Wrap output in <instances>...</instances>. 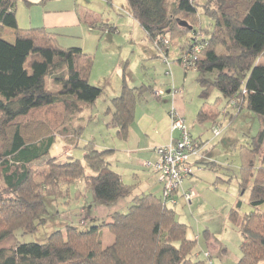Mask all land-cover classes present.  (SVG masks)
I'll list each match as a JSON object with an SVG mask.
<instances>
[{"label": "trees", "instance_id": "trees-1", "mask_svg": "<svg viewBox=\"0 0 264 264\" xmlns=\"http://www.w3.org/2000/svg\"><path fill=\"white\" fill-rule=\"evenodd\" d=\"M17 3L0 0V264H205L200 253L194 258L197 240L187 236V225L178 220L176 205L164 200L163 187L160 196H133L128 212L113 213L110 222L87 230L67 225L66 233L57 230L43 243L19 241L16 231L34 232L46 221V198H61L75 181H85L98 203L129 197L133 187L107 160L113 149L99 150L87 144L86 165L73 158L59 163L51 156L55 133L50 120L59 117L60 108L66 115L81 112L102 94L99 86L90 83L95 57L81 47L61 46L45 28H20ZM127 3L130 14L158 47L163 41L158 37L170 36L172 41L194 33L178 62L182 65V57L189 53L195 58L192 69L198 73L203 100L217 89L233 104L236 115L246 107L258 116L261 128L254 137L255 150L261 152L264 163V0ZM199 11L210 20L202 37L198 36L201 30H194L198 24L201 28ZM99 22L91 20L89 26L102 32L116 29L106 23L97 26ZM7 28L14 30V42L3 38ZM192 69L186 66L185 73ZM139 89L129 86L124 70L121 94L112 99L111 111L112 125L126 140L135 119L137 92H148L147 87ZM216 116L212 107L204 104L197 118L202 122ZM36 164L48 169L37 173ZM201 164L215 166L214 162ZM247 184V179L241 182V192ZM250 204L252 211L240 216L238 201L231 214L242 234L237 264H264V168L252 183ZM104 230L113 234L108 245L101 238Z\"/></svg>", "mask_w": 264, "mask_h": 264}, {"label": "rangeland", "instance_id": "rangeland-1", "mask_svg": "<svg viewBox=\"0 0 264 264\" xmlns=\"http://www.w3.org/2000/svg\"><path fill=\"white\" fill-rule=\"evenodd\" d=\"M63 2L67 4L70 0ZM81 3L98 15L100 22L97 26L106 23L116 29L106 32L96 29L94 36L99 37V48L93 40L87 41L88 52L97 57L90 83L99 85L102 94L94 104H85L81 112L66 115L63 108H60L59 117L50 120L55 133V143L50 154L59 163L73 158L86 165L84 147L87 144L91 143L99 150L113 149L106 158L112 168L122 175L123 181L132 185L133 193L115 202L98 203L85 181H75L66 187L61 198H46L49 209L46 221L34 232L16 231L19 241L43 243L57 230L66 233L67 225L87 230L103 221L110 222L115 212L127 213L135 195H160L163 186L156 171L144 165L147 161L154 162V152L149 149L159 140V134L156 133L164 131V118L168 117L170 120L169 111L172 106H176L185 117L193 136L203 143L198 149L199 156L192 158L195 174L192 180L188 179L190 176L187 177L184 186L186 189L191 186L196 195L192 203L188 204L184 192L180 191L183 195L178 196L179 204L175 208L177 218L187 225V236L197 240L194 258L200 253L199 258L205 264H237L241 256L242 234L238 224L231 218L232 210L236 209V204L240 201V216L252 211L251 186L260 175L261 168H264L261 152L255 150L254 142V137L261 128L258 116L246 107L236 115L233 104L217 89H213L206 100L200 97L198 73L193 69L185 73V67L178 62L182 48L193 32L172 41L170 36H166L168 43L162 41L158 47L150 41L144 29L129 13L127 0H81ZM199 17L201 28L198 24L194 30H201L197 35L202 37V31L209 28L210 20L201 11ZM7 31L2 36L14 42V30L7 28ZM72 31L78 30L71 27L56 29L57 39L63 46L78 47L76 44L84 41L83 38L71 37ZM100 37H105V44H100ZM163 51L167 53L170 71L161 54ZM102 55H106V59ZM147 56L151 57L145 58ZM122 65L127 66L126 79L130 87L136 90L143 87L148 89L143 95L137 92L134 132L132 130L127 140L121 138L118 129L112 125L111 111L112 99L121 94L124 72ZM173 87L179 89L175 97L171 93ZM157 90H162L163 94L159 96ZM148 97H153V102L148 101ZM204 104L212 107L218 116L198 121V112ZM151 112L152 118L148 114ZM216 128L221 131L219 136L214 135L213 130ZM203 162H214L215 166H198ZM34 169L40 173L48 167L36 164ZM86 171L92 173L88 167ZM41 177L38 176L37 181ZM244 179L248 180V184L241 192L240 185ZM101 236L104 245L113 241V234L109 230H104Z\"/></svg>", "mask_w": 264, "mask_h": 264}, {"label": "crops", "instance_id": "crops-1", "mask_svg": "<svg viewBox=\"0 0 264 264\" xmlns=\"http://www.w3.org/2000/svg\"><path fill=\"white\" fill-rule=\"evenodd\" d=\"M60 19H65L66 21L61 22ZM17 20H18V26L22 29H33V28H45V29H47L49 32H51L55 36L57 42L61 46H63V45L61 44L60 40L57 39L58 32H56V29L59 27H71V28H73V30H78V31H72L70 34L71 37L76 36L79 39L80 38L84 39V41L81 44H76V45L78 47H81L85 52H88V49L86 46L87 41L90 42L93 40L95 43H97V47L98 48L100 47V45L98 44V41H97L99 37L94 36V34L97 30L93 29L89 26L90 25L89 22H91V20H99L98 15H96V13H94L92 10H90L86 6H83L81 3V0H70V2L67 4H64L63 0H18V3H17ZM67 23H70V24H67ZM4 32L8 33L7 29L4 30ZM4 39H6V38H4ZM100 39H101V40H99L100 44L101 43L105 44V42H106V40H104L105 37H100ZM64 47H66V46H64ZM88 53H90V52H88ZM96 55L98 56V53H96ZM104 56L106 59V55H102V57H104ZM156 56H158V55H156ZM148 57H151V56H147L145 58H148ZM152 57H154V56H152ZM96 58L97 57L95 56V61H96ZM120 65H121V62L118 63V66H120ZM115 67H117V65ZM123 68H124L125 73H126L127 66L124 65ZM168 69L171 70L170 66ZM96 86H99V85H96ZM153 93H155V91ZM147 100L153 102V97H148ZM151 102H149V103H151ZM177 109L179 110L178 107H177ZM148 114H149L150 118L153 117L152 112L148 113ZM164 120H165V122H163V123L165 126V128H164L165 132L162 131V133L161 132L156 133V134H159V140L155 141L153 143L152 148L150 147V149H149V150H152L154 152L153 154L155 156V159L153 161H156L159 157L158 153L156 152V147L168 144L172 140V138L178 137V133H176V132L172 133L171 132V122H170L169 118L166 117V118H164ZM135 122H136V111H135L134 122L131 124V126L129 128L128 139L131 135L132 130L134 132L133 126H134ZM190 133H191V131H190ZM192 136H193V134H192ZM144 162L145 161L142 162L143 165H144ZM200 164H199V166H200ZM188 179L192 180V177H190ZM184 186H185V184H184ZM190 188H191V186H189L188 189H186V187H184L183 192L189 190ZM186 203L190 204V202H187V201H186Z\"/></svg>", "mask_w": 264, "mask_h": 264}, {"label": "built area", "instance_id": "built-area-1", "mask_svg": "<svg viewBox=\"0 0 264 264\" xmlns=\"http://www.w3.org/2000/svg\"><path fill=\"white\" fill-rule=\"evenodd\" d=\"M159 40H163L168 43L167 39L158 37ZM198 50V49H197ZM164 62L170 66L167 58V53L163 51ZM191 54H185L182 57L183 66L193 68L194 60ZM170 71V70H169ZM179 92V89L172 88V95L175 97ZM157 94L161 96L162 90H157ZM171 121V132H177L178 137L172 138V140L165 145L156 147V152L159 155V160L156 162H145V166L153 168L157 175L158 180L163 186V198L168 205H176L177 201L175 196L181 195L183 183L187 177L191 176L195 172V167L192 163L193 157H198L200 152L198 149L201 147L200 141L192 136L190 129L186 125L185 117L177 109L172 106L169 111ZM215 136H219L221 131L219 129L213 130ZM176 194V195H175ZM183 195V194H182ZM195 190L191 189L184 192V197L187 202H191L195 197Z\"/></svg>", "mask_w": 264, "mask_h": 264}, {"label": "water", "instance_id": "water-1", "mask_svg": "<svg viewBox=\"0 0 264 264\" xmlns=\"http://www.w3.org/2000/svg\"><path fill=\"white\" fill-rule=\"evenodd\" d=\"M183 26L188 27L189 29H192V26H190L187 22H181Z\"/></svg>", "mask_w": 264, "mask_h": 264}]
</instances>
